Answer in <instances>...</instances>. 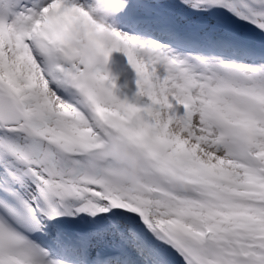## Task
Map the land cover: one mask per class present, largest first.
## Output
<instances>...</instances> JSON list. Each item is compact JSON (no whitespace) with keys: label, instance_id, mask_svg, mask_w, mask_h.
<instances>
[{"label":"snow or ice","instance_id":"6c2138e0","mask_svg":"<svg viewBox=\"0 0 264 264\" xmlns=\"http://www.w3.org/2000/svg\"><path fill=\"white\" fill-rule=\"evenodd\" d=\"M129 7L0 0V264H264V0Z\"/></svg>","mask_w":264,"mask_h":264},{"label":"rangeland","instance_id":"374dc122","mask_svg":"<svg viewBox=\"0 0 264 264\" xmlns=\"http://www.w3.org/2000/svg\"><path fill=\"white\" fill-rule=\"evenodd\" d=\"M174 2V0L170 1H164V3L160 2V6H165L163 8L164 12H169V19L173 21V24L177 27L181 28V31H191L194 33H197L206 27L209 26V22L205 19H202L201 17L191 14V13H185L180 12L171 9L170 3ZM239 30H245L244 28H238ZM108 68L113 72V74L117 75L116 84L118 87H121L125 80L129 82V87H133L132 81H133V73L131 69L127 66L125 58L120 53H112Z\"/></svg>","mask_w":264,"mask_h":264},{"label":"clouds","instance_id":"9594fccd","mask_svg":"<svg viewBox=\"0 0 264 264\" xmlns=\"http://www.w3.org/2000/svg\"><path fill=\"white\" fill-rule=\"evenodd\" d=\"M111 57V56H110ZM110 57H109V60H110ZM109 60H108V63H109ZM102 66H104V60H103V57H100L99 61H98Z\"/></svg>","mask_w":264,"mask_h":264},{"label":"bare ground","instance_id":"6f19581e","mask_svg":"<svg viewBox=\"0 0 264 264\" xmlns=\"http://www.w3.org/2000/svg\"><path fill=\"white\" fill-rule=\"evenodd\" d=\"M125 30V29H124Z\"/></svg>","mask_w":264,"mask_h":264}]
</instances>
